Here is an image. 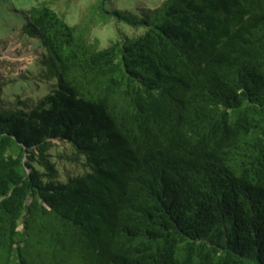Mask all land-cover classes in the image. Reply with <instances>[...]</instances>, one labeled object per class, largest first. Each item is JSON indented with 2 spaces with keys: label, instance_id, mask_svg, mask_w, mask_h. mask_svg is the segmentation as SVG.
<instances>
[{
  "label": "trees",
  "instance_id": "trees-1",
  "mask_svg": "<svg viewBox=\"0 0 264 264\" xmlns=\"http://www.w3.org/2000/svg\"><path fill=\"white\" fill-rule=\"evenodd\" d=\"M57 1L22 10L49 91L0 107V264H264V0Z\"/></svg>",
  "mask_w": 264,
  "mask_h": 264
},
{
  "label": "rangeland",
  "instance_id": "rangeland-1",
  "mask_svg": "<svg viewBox=\"0 0 264 264\" xmlns=\"http://www.w3.org/2000/svg\"><path fill=\"white\" fill-rule=\"evenodd\" d=\"M39 0H0V107H27L49 91L47 81L40 73V57L44 51L39 42L21 33L23 23L22 10ZM91 0H59L53 7L60 13H66L68 23L77 22ZM123 8L136 10L137 5L151 6L160 0H116ZM126 31L131 27L125 22L116 23L111 19L92 28V36L105 46L115 37L116 26ZM36 41V42H35ZM66 148V147H65ZM65 151L68 153L69 149ZM59 165L78 170L64 160Z\"/></svg>",
  "mask_w": 264,
  "mask_h": 264
}]
</instances>
